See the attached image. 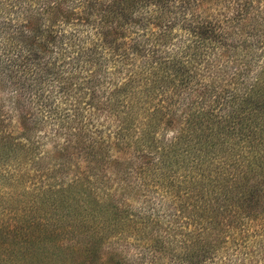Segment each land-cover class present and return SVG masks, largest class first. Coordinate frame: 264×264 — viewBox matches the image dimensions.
Listing matches in <instances>:
<instances>
[{"label":"trees","instance_id":"16d2710c","mask_svg":"<svg viewBox=\"0 0 264 264\" xmlns=\"http://www.w3.org/2000/svg\"><path fill=\"white\" fill-rule=\"evenodd\" d=\"M74 1L0 0V66L17 108L35 103L22 80L32 56L69 42L92 59L87 103L65 115L74 131L65 147L83 172L56 182L67 165L58 162L49 183L1 177L0 198L27 213L0 224V264H140L144 251L116 250L132 233L174 264H264V0H102L91 5L88 52L84 34L67 29L87 23L65 5ZM104 56L118 71L100 68ZM105 84L112 90L99 95ZM36 110L19 117L15 143L0 117L1 166L13 151L38 149L28 126ZM131 174L141 183L130 186ZM148 180L164 203L137 208Z\"/></svg>","mask_w":264,"mask_h":264},{"label":"rangeland","instance_id":"374dc122","mask_svg":"<svg viewBox=\"0 0 264 264\" xmlns=\"http://www.w3.org/2000/svg\"><path fill=\"white\" fill-rule=\"evenodd\" d=\"M100 2H102V0H84V2L81 1V6L79 5V0H75L73 3H65V5L67 4L71 7H76L78 11L81 8L80 12L84 13L87 16L88 23V26L87 23H84L81 25H77V27H68L67 29L72 30L76 28L75 30H80L84 34V37L87 38L90 33V23L92 24L93 21L95 24L97 20L96 17L93 16L90 12L93 9L98 8L99 6L97 5V7H93L91 5L99 4ZM19 6L20 5L16 4V7ZM2 20L4 21V19ZM0 31L2 32V28H0ZM6 31H3L4 36L9 34V30ZM92 39H85L79 49H86L88 52L90 47L93 46ZM126 42L127 40H122L120 42V44H122L121 46L126 48L128 46ZM70 46L71 43L69 42H66L65 44L57 47L52 46L45 53L35 56L34 61H32V56L31 62L28 60L29 62L26 61V63H24L23 68H29L28 71L30 72L29 75L27 74L22 78V80L25 81L26 85L30 86L27 88V91H29L27 93V96L31 95L30 98H32V100H34L37 104L23 102V105H21L20 108H17V104H15V102L18 93H11L13 86L9 84L6 77L8 76L9 71L6 69H4L3 71L0 66V71H3L0 72V117L2 116L3 121L2 129L5 134H9L10 140L13 141V143L21 140V138H19V133H21V130L16 124V122L19 121L20 116H23L25 118L27 115L35 112L36 109L40 110V112L43 113H34V115H31V117H35V123L33 126L32 123L28 124V126L30 125L29 127L34 128L31 136L34 142H37L38 149L33 153H29L27 147L24 149L13 151L12 153L10 152L11 156L6 159L7 161H5V165H0V183H2V176H12V179H24L28 184L31 179L40 183H42L41 181L49 183L51 182V174L54 173L55 170L59 167L57 166L58 162H67V165L64 164L61 166L65 170L56 171L62 174L55 178L56 182H59V180H63L66 183L67 181H70L73 175L77 172H83L84 163L81 162V155H77L78 152L76 148L72 145L65 147V145L67 144L65 142V138L68 134L74 133V131L66 127L69 123L66 121L67 119L65 115H67L68 113L71 114L75 113L76 111L83 110V103H87V94L90 93V91L87 90V67L89 66L88 64L90 63V61L92 62V59L88 56V53L86 54V51L84 53H80L79 55L81 56L78 55L77 57V53L71 52L73 50H77V47L75 46L72 48ZM74 59L77 60L72 64ZM100 61V68H103L107 72V74L118 71L116 70L118 69V67L112 66V61L108 57L104 56ZM2 65H4V62ZM92 65L96 67V63H93ZM123 70L125 69L122 68L120 70L122 76L125 72ZM72 71L76 73L73 78H70V72ZM70 84L72 85L69 86ZM31 86L33 87L32 89ZM108 87L110 86L108 85ZM107 89L110 88H107V85L105 84L100 87L97 92L99 95H102ZM98 98L99 102H104L106 96ZM45 102L48 104H52L53 106L56 105V107L58 108V112L53 113L51 116L48 115L47 117V114H45V112L48 111L49 107L44 108ZM83 114L86 116V118L81 122L82 124L87 126V108L85 109V113ZM103 117L104 114H101L97 119L98 123H103L101 120V118L103 119ZM81 119V117H78L76 120L79 121ZM77 123L74 124L77 125ZM104 124V126H106V123ZM99 129H103L104 131H106L104 127H100ZM85 131V133H87V130ZM85 133H82L81 135L84 136ZM168 136H171V133H169ZM91 137L98 138L97 133L92 134ZM83 139L85 140V145H87V136L86 138L83 137ZM33 145L34 144L32 143V145L29 146L30 150L33 148ZM70 153L73 154L71 159H69ZM77 156L78 159H76ZM136 165L138 166L137 162L135 163V168L137 167ZM3 174L6 175L4 176ZM130 177V186H133L134 183H141L140 176H138V180L136 179L135 174H131L128 178ZM5 185H2V187L6 188L7 186H10V182L7 181ZM150 186L151 181L148 180L146 182V185L141 187L143 189L139 190L141 196L138 195V201L134 202L137 205H135L137 208L143 207L145 209L148 206H151V203L146 202V198L150 202L153 201L152 203L155 207H160L164 203L162 195H159V193L155 190L149 189ZM20 207H23L25 209V205L22 202L21 205H19L18 202L9 203L6 202L5 198H0V224L6 223V221L12 215H14V213L20 215L25 214L26 211H23ZM15 218L17 220V217ZM137 235V233H132L130 237L127 236L125 242H122L119 246L116 247L117 252H122L127 257H134V259H137L135 257V253L133 252L134 249L136 252L140 251L143 253L144 251L147 256H145V260L139 262L140 264H174L170 259V256H165L163 254L161 256V253L159 252L154 253L151 256V254L147 252L146 248H142L144 241L143 239L139 238L142 237L141 233L138 236ZM135 239H138L139 241ZM206 264H214V262H207Z\"/></svg>","mask_w":264,"mask_h":264}]
</instances>
